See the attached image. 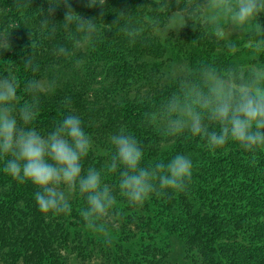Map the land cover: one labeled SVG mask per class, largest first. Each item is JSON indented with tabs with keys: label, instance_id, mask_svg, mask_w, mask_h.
Returning <instances> with one entry per match:
<instances>
[{
	"label": "trees",
	"instance_id": "1",
	"mask_svg": "<svg viewBox=\"0 0 264 264\" xmlns=\"http://www.w3.org/2000/svg\"><path fill=\"white\" fill-rule=\"evenodd\" d=\"M88 2L69 0L72 10L84 19L97 20V33L86 42L75 24L65 26L69 7L63 5L65 0H0V39L11 43L3 45L8 50H0V76L15 78L17 110L32 106L25 87L38 81L43 90L30 127L46 135L66 115L78 116L93 142L83 161L85 170L103 167L114 151L110 137L121 129L140 143L145 167L167 163L177 154L192 159V180L185 191L153 195L138 205L140 209L119 194L118 173L104 177L117 203L128 204L120 207L121 216L128 211L131 226L126 251L118 238L113 242L135 259L134 264H170L169 248L163 245L170 235L184 242L193 264H264V147L249 152L229 140L211 151L199 136L187 130L166 136L162 124L146 118L159 112L172 96H182L181 81L199 83L207 91L201 77L204 69L227 79L234 69L243 67L247 75L253 66L264 64V60L243 59L256 53L264 57V47L256 50L257 42L264 40V13L237 34L241 39L233 37L226 43L209 25L194 30L189 23L174 37L163 35L168 13L158 11L153 0H107L104 9L88 7ZM49 4L56 6L54 17L46 13ZM176 4L195 3L168 0L172 12L177 11ZM125 26L142 32L132 39L123 31ZM60 48L68 54H60ZM174 52L186 61L187 76L163 84L161 64ZM28 58L30 66L25 64ZM205 122L219 130L218 123ZM3 167L0 159L1 259L10 264L20 259L26 264H63L58 247L71 248V241L77 242L73 248L79 253L87 251L85 242L90 239L85 240L87 229L79 214L86 207L85 198L76 194L70 214H42L34 200L36 187L13 180Z\"/></svg>",
	"mask_w": 264,
	"mask_h": 264
},
{
	"label": "clouds",
	"instance_id": "2",
	"mask_svg": "<svg viewBox=\"0 0 264 264\" xmlns=\"http://www.w3.org/2000/svg\"><path fill=\"white\" fill-rule=\"evenodd\" d=\"M158 11L167 12V21L161 31L178 32L189 23L193 29L209 25L215 35L227 39V23L236 32L247 30L264 13V0H196L195 4L172 12L168 0H153ZM63 5H69L65 0ZM107 0H89L88 7L104 9ZM49 4L47 14L54 17ZM65 26L75 24L77 31L84 33V40L91 41L97 33L95 19H84L68 7ZM123 31L132 39L142 32L139 27L125 26ZM79 40L76 41L78 45ZM192 43H195L193 41ZM0 39V50H8ZM229 47L235 51L233 45ZM264 47V40L256 44V50ZM60 54H68L65 48ZM28 58L26 65H31ZM207 91L199 83L181 81V95L172 96L156 113L146 114L149 123L162 124L163 133L169 137L182 135L187 130L191 136H199L209 150L224 146L229 140L237 142L244 151L264 147V64L255 65L245 75L243 67L230 71L223 78L210 69L201 71ZM18 85L11 75L0 76V159L3 172L13 180L30 182L37 191L34 200L38 210L45 215L70 214L72 205L69 196L78 193L86 200V207L79 210L85 226L97 232L107 233L102 221L117 204L112 188L104 183L108 174H119V194L132 205H142L153 195L168 190L183 192L192 180L193 161L183 154L175 155L167 163L155 162L143 166L144 153L138 140L121 129L110 137L114 149L102 168L83 167V161L93 150L91 137L84 130L81 119L66 115L46 135L30 127L39 104L38 93L42 85L29 82L25 91L32 97V106L17 110ZM207 110L203 112L201 110ZM219 124L214 130L209 123Z\"/></svg>",
	"mask_w": 264,
	"mask_h": 264
},
{
	"label": "rangeland",
	"instance_id": "3",
	"mask_svg": "<svg viewBox=\"0 0 264 264\" xmlns=\"http://www.w3.org/2000/svg\"><path fill=\"white\" fill-rule=\"evenodd\" d=\"M194 3H196V0H194ZM223 25L227 27L225 31L228 32V38L227 40L226 39L224 40L226 43H230V40L233 37H235V39L238 38L241 39V37H239V35L237 36V34H242V32H236L232 30L231 26L228 25L227 23ZM181 30H179L178 32L171 31L168 33L172 35L171 37H174V33H177L178 35L179 32H181ZM163 35H167V33L163 32ZM170 46L172 45L167 44V48ZM220 47H223V45L220 44ZM243 59L244 61L247 62L256 60L258 63H261L263 62L264 57L256 53V54L244 55ZM187 73H188V67L183 56L177 54V52L169 53L168 55H166V60L164 61V63L161 64V75L163 77L161 83L166 84L172 81L173 79L184 78L187 76ZM118 100L120 101V98H118ZM76 194L77 193H72L69 196L70 203L74 202ZM127 205L128 204L121 205L120 203H117L113 207V209L109 211V214L102 219L101 222L107 225L108 228L107 233L94 231L92 229L87 228L85 226V223L82 224L84 226L83 228L84 231L85 229H87L85 233L88 237L85 240L90 239L89 243L85 242L87 251L79 253L78 248H73L77 246V242H73V241L70 242L71 248H67L66 246H62L58 244L59 253L61 255V261L63 262V264H134L135 259L127 256L126 253L124 252V250L126 251L127 249V246L124 243L125 240L128 238V236L131 235V229H130L131 226L127 225L128 220H126V217L128 215V211L123 212L124 216H121L122 209L120 207L121 206L126 207ZM137 209H140L138 205H137ZM77 223L78 222L73 223V226L77 225ZM125 225L127 226L126 228ZM115 238H118L119 240L118 244L122 248H124L123 251L119 250V248L116 247V244L113 242L114 241L113 239ZM163 245L164 247L169 248L168 260L170 264H193L188 258V254L184 242L179 237L175 235H170L167 238V240L163 242ZM160 258L161 257L157 255L156 259H160ZM0 264H10V263L4 261L0 257ZM17 264H26V263L23 262L22 259H20Z\"/></svg>",
	"mask_w": 264,
	"mask_h": 264
}]
</instances>
